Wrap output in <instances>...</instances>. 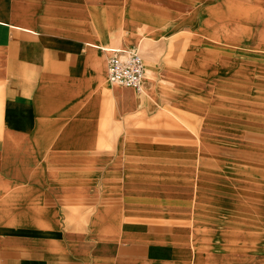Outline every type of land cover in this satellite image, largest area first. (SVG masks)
Instances as JSON below:
<instances>
[{
    "label": "crops",
    "instance_id": "crops-1",
    "mask_svg": "<svg viewBox=\"0 0 264 264\" xmlns=\"http://www.w3.org/2000/svg\"><path fill=\"white\" fill-rule=\"evenodd\" d=\"M227 16L264 46V0H0V264H156L125 201H187L188 169L127 163L174 156L160 127L188 125L189 63ZM133 47L139 92L107 82L111 50ZM4 201L38 206L50 236L1 221Z\"/></svg>",
    "mask_w": 264,
    "mask_h": 264
},
{
    "label": "rangeland",
    "instance_id": "rangeland-1",
    "mask_svg": "<svg viewBox=\"0 0 264 264\" xmlns=\"http://www.w3.org/2000/svg\"><path fill=\"white\" fill-rule=\"evenodd\" d=\"M249 31L243 17L210 21L180 98L188 125L160 127L174 156L127 163L188 169L186 181L173 179L183 188L174 196L187 201H125L162 246L151 248L150 263L264 264V46L248 45ZM38 213L31 201H4L1 221L50 236Z\"/></svg>",
    "mask_w": 264,
    "mask_h": 264
},
{
    "label": "built area",
    "instance_id": "built-area-1",
    "mask_svg": "<svg viewBox=\"0 0 264 264\" xmlns=\"http://www.w3.org/2000/svg\"><path fill=\"white\" fill-rule=\"evenodd\" d=\"M107 63V80L111 85L142 89L144 63L137 48L111 50Z\"/></svg>",
    "mask_w": 264,
    "mask_h": 264
},
{
    "label": "bare ground",
    "instance_id": "bare-ground-1",
    "mask_svg": "<svg viewBox=\"0 0 264 264\" xmlns=\"http://www.w3.org/2000/svg\"><path fill=\"white\" fill-rule=\"evenodd\" d=\"M107 82H108V80H107ZM108 84H110L109 82H108ZM111 85V84H110Z\"/></svg>",
    "mask_w": 264,
    "mask_h": 264
}]
</instances>
